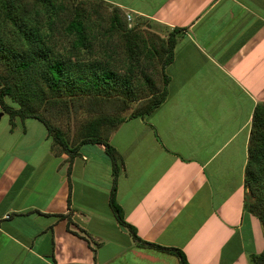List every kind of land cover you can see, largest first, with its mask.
I'll return each mask as SVG.
<instances>
[{
	"label": "crops",
	"instance_id": "obj_1",
	"mask_svg": "<svg viewBox=\"0 0 264 264\" xmlns=\"http://www.w3.org/2000/svg\"><path fill=\"white\" fill-rule=\"evenodd\" d=\"M100 1L130 13L154 44L175 39L164 102L108 137L115 201L135 237L110 206L104 144L76 143L70 156L39 118L0 104V264H112L128 253L118 264L181 263L164 248L188 264H249L264 250L261 222L244 209L253 111L264 103V0Z\"/></svg>",
	"mask_w": 264,
	"mask_h": 264
},
{
	"label": "trees",
	"instance_id": "obj_2",
	"mask_svg": "<svg viewBox=\"0 0 264 264\" xmlns=\"http://www.w3.org/2000/svg\"><path fill=\"white\" fill-rule=\"evenodd\" d=\"M66 4V0H0V104L11 115L39 118L53 145H59L73 156L75 148L67 145L63 132L52 127L40 108L52 113L60 106L67 108V101L73 98H86L97 104L119 99L128 108L129 103L149 96L147 102L128 115H93L81 125L77 138V145L85 142L105 145L112 160L110 206L116 220L126 225L135 237V229L124 222L122 209L115 201L118 153L109 144L108 137L122 122L148 115L164 102L168 94V76L163 68L172 60L175 39L169 36L165 42H159V47L153 44L148 47L149 42L142 37L139 40L137 32L127 29L120 18L122 12L113 7L110 25L103 32L106 36L103 42L97 35L101 19L79 7H74L73 16H70ZM92 7L96 12L95 6ZM114 33L120 40L110 43ZM60 34L66 44L59 46L54 41ZM119 48L118 55L115 49ZM156 67L162 74L160 89L155 88L152 75L146 72H153ZM135 75H141L147 84V90H139L141 97H137L139 92L136 94ZM6 99L14 103L12 109L7 107ZM244 187V209L258 218L264 234V103L257 104L253 111ZM57 216L68 218L69 222L68 214ZM164 249L180 256L182 264H188L179 250ZM248 263L264 264V250L249 255Z\"/></svg>",
	"mask_w": 264,
	"mask_h": 264
},
{
	"label": "rangeland",
	"instance_id": "obj_3",
	"mask_svg": "<svg viewBox=\"0 0 264 264\" xmlns=\"http://www.w3.org/2000/svg\"><path fill=\"white\" fill-rule=\"evenodd\" d=\"M67 1V6L70 9V16H73V9L74 7H79L81 8V10H84L87 13H92L93 12V17L97 18L99 17L100 20V31L97 32L98 37H101L102 41L105 40L104 37V29L106 30L109 25H110V19L109 16L112 14V10L113 7L110 5L105 4L104 2L100 1V0H66ZM92 6H95V10L96 12H94V9ZM67 12V11H66ZM127 14H120V18L122 20V22L125 23V26H127V29H130L134 32H137V34L139 35V40L140 37H142L143 40L145 41H149V45L147 43V46H152V42H150L151 40H155V37L151 34H149L148 32H145V30L143 29H136L135 26H133V21L132 20H128L127 18ZM132 19V18H131ZM107 34L109 35L108 31H106ZM149 34V35H148ZM111 35V33H110ZM112 40L110 41V43L113 41L115 42L116 40H120L119 35H117L116 33L113 34V37L111 38ZM149 39V40H148ZM56 44H58L60 46V44H66V41L64 39V37L60 34L58 36H55V41ZM104 42V41H103ZM155 42H153V45L156 47H159V43L154 44ZM99 48V47H98ZM118 52V55L120 54L119 51H121V48H119V50L115 49ZM124 68V67H123ZM123 68L120 71V73L123 72ZM159 70V71H158ZM118 71V72H119ZM148 74H151L153 79H154V83H155V88L160 89L162 86V74H160V68L156 67L155 70L153 72L150 71H146ZM138 74V72H136ZM141 74V73H140ZM140 77V78H138ZM135 78L137 81H135V84L137 87L136 88V94L138 93L137 97H141L142 96V92L140 93L139 90L141 89H146L147 88V84L142 81V77L141 75H135ZM147 90V89H146ZM149 91V90H148ZM147 94H144V96H146ZM136 98V97H135ZM149 96L144 98V99H140V100H136L134 102L129 103L130 106L128 108L124 107V102L120 101L119 99H117V101L115 100H104L99 102L98 104L94 101H90L86 98H73V99H69L67 101V108L65 107H58L57 110H53L54 112L50 113L49 111H44L42 108H40L39 110L44 114V116L50 121L52 127H57L58 129H60L63 132L64 135V139L66 140L67 145L74 147L73 145L75 143H77L78 141V135L79 132L81 130V125L83 123H85L87 121V119H90V117H93V115H99V114H115V113H120L123 115H128L131 113V111L137 110L138 108H140L143 103L147 102L149 100ZM97 104V105H96ZM92 106L94 108V110L92 109ZM92 109V110H91ZM59 145H56V148H58ZM61 148V147H59ZM110 251L107 250V247H104V251H107V253H110L112 251V248L109 247ZM104 253V252H103ZM128 252L126 251V254ZM168 261H162V262H148L147 259L146 260H141V259H137V260H133V264H179L178 262L173 261V259H170L169 257L167 258ZM125 260H127L128 262L130 261V253H128L125 257L119 256L118 258L115 259V261L113 263L118 264L120 261L121 262H125ZM112 263V264H113ZM181 264V263H180Z\"/></svg>",
	"mask_w": 264,
	"mask_h": 264
},
{
	"label": "built area",
	"instance_id": "obj_4",
	"mask_svg": "<svg viewBox=\"0 0 264 264\" xmlns=\"http://www.w3.org/2000/svg\"><path fill=\"white\" fill-rule=\"evenodd\" d=\"M127 18H128V20H131V14L130 13L127 14Z\"/></svg>",
	"mask_w": 264,
	"mask_h": 264
}]
</instances>
